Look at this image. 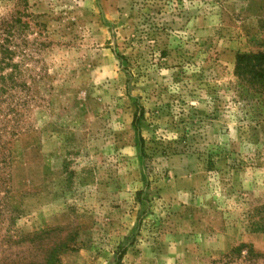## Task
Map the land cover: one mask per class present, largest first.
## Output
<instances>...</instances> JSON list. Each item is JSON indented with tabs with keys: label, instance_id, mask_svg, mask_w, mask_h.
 I'll list each match as a JSON object with an SVG mask.
<instances>
[{
	"label": "rangeland",
	"instance_id": "374dc122",
	"mask_svg": "<svg viewBox=\"0 0 264 264\" xmlns=\"http://www.w3.org/2000/svg\"><path fill=\"white\" fill-rule=\"evenodd\" d=\"M251 52L264 0H0V264H264Z\"/></svg>",
	"mask_w": 264,
	"mask_h": 264
},
{
	"label": "trees",
	"instance_id": "16d2710c",
	"mask_svg": "<svg viewBox=\"0 0 264 264\" xmlns=\"http://www.w3.org/2000/svg\"><path fill=\"white\" fill-rule=\"evenodd\" d=\"M236 74L239 78H244L245 80H247V82L255 89V91L259 92V94H261L264 98V53L263 52L239 53L237 56ZM140 115H142V113ZM139 116L138 114H136L135 120H138ZM136 125L137 124L135 121V127ZM143 141L144 139L141 136V142L143 143ZM2 163H7L6 155L5 156L3 155ZM6 179L7 178L1 179L0 176V187L4 186V184L7 182ZM124 253H125V249L122 248V251L118 255L119 261L122 260Z\"/></svg>",
	"mask_w": 264,
	"mask_h": 264
}]
</instances>
